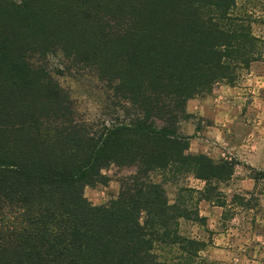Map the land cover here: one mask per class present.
Here are the masks:
<instances>
[{
    "label": "trees",
    "instance_id": "trees-1",
    "mask_svg": "<svg viewBox=\"0 0 264 264\" xmlns=\"http://www.w3.org/2000/svg\"><path fill=\"white\" fill-rule=\"evenodd\" d=\"M259 23L239 0H0V264H192L205 245L180 222L203 221L194 196L226 207L236 164L189 152L186 105L264 60ZM58 56L96 73L116 120L76 118L45 65ZM113 166L135 173L94 206L85 189ZM189 177L203 189L171 202Z\"/></svg>",
    "mask_w": 264,
    "mask_h": 264
},
{
    "label": "rangeland",
    "instance_id": "rangeland-1",
    "mask_svg": "<svg viewBox=\"0 0 264 264\" xmlns=\"http://www.w3.org/2000/svg\"><path fill=\"white\" fill-rule=\"evenodd\" d=\"M240 11L253 12L259 24L254 31L264 38V0H239ZM45 65L69 94L76 118L96 129L117 118V100L108 96L107 88L90 69L65 62L60 56ZM61 72V73H60ZM237 86L253 97L255 104L239 121L236 131L226 134V144L215 151V162L229 160L236 164L233 178L220 185L219 199L225 208L213 203H190L197 208L202 222H180L181 234L205 245L192 264H264V182L256 183L255 171H264V60L242 73ZM250 91V92H249ZM134 169L111 167L104 171L109 182L85 189L86 198L94 206H105L116 200L122 181L133 175ZM154 181H160L157 175ZM204 184L192 177L169 180L166 186L173 202L183 188L203 189ZM245 201L234 204V197Z\"/></svg>",
    "mask_w": 264,
    "mask_h": 264
},
{
    "label": "crops",
    "instance_id": "crops-1",
    "mask_svg": "<svg viewBox=\"0 0 264 264\" xmlns=\"http://www.w3.org/2000/svg\"><path fill=\"white\" fill-rule=\"evenodd\" d=\"M240 86H216L209 95L188 101L186 113L191 119L182 123V132L191 138L189 152L213 157L226 144V134L236 131L239 121L254 106ZM250 92V91H249Z\"/></svg>",
    "mask_w": 264,
    "mask_h": 264
}]
</instances>
